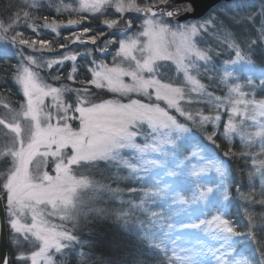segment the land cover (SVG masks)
Instances as JSON below:
<instances>
[{"label": "rangeland", "instance_id": "1", "mask_svg": "<svg viewBox=\"0 0 264 264\" xmlns=\"http://www.w3.org/2000/svg\"><path fill=\"white\" fill-rule=\"evenodd\" d=\"M0 5L4 13L7 9L15 8V15L7 17L4 23L0 21V36L9 35L5 32L8 25L14 28H23L27 33H32V37L36 38L30 28L26 27L25 11L33 5V0H0ZM259 1L257 10L261 11L263 16L261 20L262 30L264 31V0ZM147 0H135L137 5L143 6ZM36 8L31 9L35 23L38 25L37 31L40 39L51 35L55 40L59 39L63 34L69 37V51H65L56 55L49 54V50L33 51L26 48L25 54L32 55L38 61L39 65H29L30 70L36 72L39 81L49 87L66 88L71 91H65L61 95V99L66 104H74L78 98L84 97V93L80 90L88 88V100L94 103V98L98 97V91H105L113 95L114 99L121 103H128L129 98L139 99L141 103H147L158 108L160 111L146 115L143 112L134 113H97L91 119L100 122H128L126 128V136L120 139L119 143L104 162L85 163L82 167L73 166L71 177L75 181L82 183L76 184L73 189V198L75 208L72 210L74 219L61 220L60 215L45 216L52 224L66 226H77L84 223L93 216L109 215L108 212L112 208L123 206L129 210L127 216L124 217V223L129 224L134 230L144 234L149 240L159 245L166 253H168L178 264H251L249 257L244 253L249 249L246 238L242 236H233L226 234L213 223V218L220 215L227 218V207L230 203L229 198V180L226 169L224 174L218 173L213 163H219L213 156L211 148H201L190 142L192 137L191 131L187 126L180 124L176 120L179 116L185 122L194 124V128L202 129L205 125L211 127L210 133H203L204 138L214 134L211 124H201L200 114L215 115L217 112L221 115V122L217 125L215 131L218 132L222 127L223 138L231 142L238 140L243 154L250 160L254 176L261 181L264 188V88L259 84H253V81L264 77V50L262 48L252 52V56L256 59L245 62L243 60L235 64H229L228 70L233 73L236 82L242 86V95L231 94L229 99L228 88L221 83L220 76L213 74L214 79L221 85L220 90L224 89V103L217 109L215 97L212 93L208 95L209 90H194L193 84L186 79L182 69H178L174 60H157V65H164L168 69L165 73L157 75L162 83H171L174 87L182 90V95L176 98V104L181 108L184 115L176 110L175 106H170L167 100H157L152 89L151 99L138 93H130L128 96H121L117 93L108 91L107 88L97 89L90 83L92 78L91 72L88 71L92 57L86 56L85 53L95 46L90 43L88 37L95 35L97 27L105 28L106 37L111 29H106L102 21L106 18L98 13L89 11H77L80 8V0H35ZM71 13V15H69ZM114 14L113 9L108 10V17ZM133 14V11L128 15ZM52 15L54 17H64V21H57L60 26L55 32L51 28H44L45 20L43 17ZM83 18L85 25H90L93 29L85 35V43L80 44L73 37V33H80L83 29L69 33V19ZM142 18V17H141ZM254 16L250 24L247 26L234 27V33L240 36L251 33L257 34L258 39L263 31L259 30L258 21ZM200 20L199 22H203ZM256 21V22H254ZM97 22L98 26L91 24ZM141 20H137L133 33L143 31L141 28ZM51 23V22H49ZM198 23L192 22L187 24ZM240 24V23H239ZM238 25V24H235ZM250 26V27H248ZM237 34V35H238ZM46 35V36H45ZM70 35V36H69ZM119 35V33H118ZM207 35V34H206ZM125 39L127 37H124ZM115 39V37H113ZM142 41L145 38H140ZM167 50L169 53H175L176 45L179 43L178 38L173 42L171 36L166 37ZM192 42L197 48L199 45H207L206 37L197 35L192 37ZM102 43V42H101ZM93 46V47H92ZM39 48V44L36 46ZM139 48V46H137ZM110 55H107L103 62L109 66L118 64L124 68H135V61L125 59L123 56L113 60L116 51L119 50L118 43L113 49V45H109ZM76 53L77 61H65L63 66L54 65L49 69L46 61L59 59L64 53ZM98 56L99 53H96ZM138 58L147 55L139 50L133 53ZM227 55V53H225ZM16 62L14 72L12 74L11 83L15 88L13 92L10 88L3 85L0 86V121H11L14 118L19 119L24 125V147L28 148L30 140V125L23 117L18 116L21 104L25 102L23 91L19 84L15 82L13 76L17 65L21 62L20 57L13 56ZM234 59V55H233ZM221 59V65H222ZM100 61H97L99 63ZM26 63V62H25ZM184 63L189 65L188 74L194 77L200 84L199 74L209 79V73L205 72L203 61L197 60L194 56H188ZM73 64L77 67L74 77L84 78L87 74L89 82L80 84L79 80H68V73L71 71ZM262 65V68L256 66ZM58 69V70H57ZM59 79H54V76ZM144 77L147 79L151 74L145 72ZM61 81L66 82L63 84ZM125 83H131L129 77H124ZM79 85L81 88L72 86ZM13 94H12V92ZM10 96V97H9ZM55 101L51 96L45 97L46 105H53ZM99 103V102H98ZM235 107L238 111L232 116L231 124L234 126L228 136H224V125L228 123L229 112ZM53 114H56L55 108H49ZM164 116H171L175 124L182 125L188 129L187 133L182 132L175 127L171 121L167 122V126H161L157 121ZM71 114V113H70ZM174 114V115H173ZM191 114L192 119H188ZM78 115V114H77ZM52 123H56L55 120ZM222 123V125H221ZM74 128H79V120H73ZM199 125V126H198ZM3 128H0V183L6 178L8 169L12 166L11 150L13 147L12 140L6 134ZM207 134V135H205ZM19 150V144L16 145ZM45 150V144L42 143L34 149L32 153H25V158L29 160L27 166L28 172L33 176H38L44 171L55 176L53 171L54 164L49 158L46 165L37 164L42 159L40 153ZM70 152V149H65ZM224 167V166H223ZM227 197V199H226ZM44 207V206H41ZM99 209L100 211H97ZM46 211H52L48 206ZM26 222H31V217L26 218ZM39 241L34 237L25 240L23 236H19L18 247L22 249L26 255H30L32 251L39 250ZM8 245L16 250L11 244L8 237ZM83 246V248L80 247ZM80 245L75 247V251L64 250L69 253L67 264H88L89 256L81 261L80 252H85L86 243L80 240ZM244 250V251H243ZM87 253V252H86ZM54 264H61V256L52 249L49 252ZM30 264V261L28 262ZM40 264H45L43 259Z\"/></svg>", "mask_w": 264, "mask_h": 264}, {"label": "snow or ice", "instance_id": "2", "mask_svg": "<svg viewBox=\"0 0 264 264\" xmlns=\"http://www.w3.org/2000/svg\"><path fill=\"white\" fill-rule=\"evenodd\" d=\"M36 7L35 0H33V5L28 7L29 10L24 13L27 21L26 27L36 33L35 39L26 35L22 28H14L12 25L3 29L9 35L0 36V62L10 61L12 56L20 57L21 62L15 69L13 79L21 86L25 102L21 104L18 116L23 117V120L28 121L30 125L29 145L25 149L23 123L15 118L11 121H0V128L6 130L5 132L13 144L11 150L12 166L8 169L6 178L0 183V220L5 222L2 226L4 235L10 238L12 246L16 248L13 251V248L9 247L7 243L0 244V264H28L29 261L30 264H40L41 259L45 261V264H54L51 255H49L52 249L55 250V253L60 254L61 264H67L69 253L64 250L75 251V247L80 245V238L75 231L65 229L62 224H52L45 216L60 215L61 220L74 219L72 210L75 208V201L72 192L76 184L82 182L72 179L70 173L73 166L82 167L86 162L106 161L112 149L117 146L120 139L126 136L128 122H94L91 118L97 113L143 112L150 115L160 111L150 104L141 103L139 99L131 98H129L128 103L111 99L92 103L88 100L90 94L88 88L80 90L84 93L82 99L78 91L76 102L66 104L61 99V95L65 91H71V89L49 87L41 83L38 74L29 68V65H42H39L32 55L25 54L26 48L33 51L54 50V46L49 44L47 40L40 39V34L37 31L38 25L35 23L31 11ZM109 9L114 10L112 18H107ZM192 10L190 3L174 5L173 0H147L143 6L137 5L135 0H80V8L77 11H89L105 16L106 18L102 23L106 29L112 30L107 33V38H105V28L97 27L95 35L88 37L90 43L95 46L85 53L86 56L92 57L91 64L93 66L88 69L92 74L90 83L97 89L107 88L108 91L121 96L138 93L147 96L149 99L152 96L149 89H152L157 100H167L170 106H175L176 110L184 115L181 108L176 104V98L182 95V90L172 86L171 83H162L160 79L156 78L157 75L165 73L168 69L164 65H157L155 62L157 60H174L178 69H182L186 79L193 84L194 90H203L205 86L194 77L189 76V65L184 63L188 56H194L197 60L204 62L201 67L209 73V81L212 84L216 83L213 74L219 76L221 72L223 73L220 80L228 88L229 99H231V94L242 95L241 84L236 82L233 73L228 70L229 64H235L245 59L237 33L230 30L231 26L228 23L219 20L216 16H209L205 21L193 24L176 22L178 17ZM132 11L144 14L141 24L143 31L129 35L136 27L135 22L142 19L140 15H128ZM44 20L43 27L51 28L53 32L62 23L55 20L49 23L47 17H44ZM81 23H83L82 17L67 21L69 26ZM92 31L90 25H84L80 33L74 32L72 35L76 41L84 44L85 35ZM198 34L214 37L211 46L204 49L197 48L192 42V37ZM168 36L173 38V42L177 38L179 40L175 53H169L167 50L166 37ZM141 37L145 40L142 41ZM65 40L70 41V38L65 37ZM262 42H264V34L257 40H249V50L255 49L257 46H264ZM117 43L119 50L116 51L113 60L123 56L125 59L135 61V68H124L118 64L109 66L103 62L104 58L111 54L109 45L115 46ZM38 44L39 48L36 47ZM66 46V44L60 45L61 48ZM137 50L142 53L146 52L147 55L138 58L133 55ZM96 53L99 55L97 56ZM221 57H223L222 65ZM77 58L76 53L68 52L62 54L59 59L48 60L45 63L51 69L54 65L63 66L65 61L75 62ZM97 61L100 62L97 63ZM76 72L77 67L73 64L67 79L73 80L75 78L82 85L89 82L86 73L84 78L80 79L74 77ZM145 72L151 74L147 79L143 75ZM124 77H129L131 83H125ZM53 78L59 79L60 77L57 75ZM253 84H259L261 88H264V77L253 81ZM208 95L211 96L212 93L208 92ZM48 96H51L55 101L51 106L45 104V97ZM215 100L217 102L216 107L219 109L223 105L224 99L217 96ZM50 107L56 109L55 115L49 110ZM237 111L238 109L233 107L232 111L229 112L228 123L224 125V136H228L234 127L231 120ZM161 116L163 118L157 121L161 126H167V122L171 121L182 132H188V129L183 128L182 125L175 124L171 116H164L163 113ZM77 119L79 120L78 129L72 125V121ZM188 119H192L191 114H188ZM53 120L56 121L55 124L52 123ZM200 122L201 124L211 122L214 134L209 136L208 140L215 144L218 138L215 129L221 122L220 113L217 112L215 115L201 113ZM42 143L45 144V150L40 153L42 159L37 164L46 165L51 158L55 176L50 175L47 171L38 176H33L27 170L29 160L25 158V153H32ZM17 144L20 146L19 150L16 147ZM215 146L219 147L218 144ZM65 149H70V152H66ZM228 158L229 153L225 152V161ZM212 167L221 175L224 174L223 162L213 163ZM48 206H51L52 211H46ZM97 211L100 210L97 209ZM128 213L129 210L123 206L112 208L108 212L117 220H123ZM28 216L31 217L30 223L26 222ZM212 223L226 234L240 235L235 232L230 221L224 216L214 217ZM19 236H23L25 240H28L30 236L34 237L36 241L40 242L39 250L26 255L18 247ZM80 247L83 248L82 245ZM87 255L86 252H80L81 261Z\"/></svg>", "mask_w": 264, "mask_h": 264}, {"label": "trees", "instance_id": "3", "mask_svg": "<svg viewBox=\"0 0 264 264\" xmlns=\"http://www.w3.org/2000/svg\"><path fill=\"white\" fill-rule=\"evenodd\" d=\"M259 3L260 2L257 0H238L231 4H223L213 9L204 19H208L209 16H216L219 20L228 23L231 26L230 30L233 31L234 27L247 26L244 24H250L251 19L257 16L255 19L258 21L257 26L259 30L263 31L261 26L263 16L261 15L260 9L259 11L257 10ZM1 4L2 1H0V5ZM14 10L16 9L9 8L6 13H4L3 11L5 10L0 6V21L5 23L7 17H13L15 15ZM131 16L135 15L131 14ZM45 17H47L48 22H52L53 20H65L64 17H54L52 15ZM91 24L93 27L95 25L98 26L97 22ZM84 25L83 23V26ZM22 30L26 35L33 38L31 35L32 33H27L23 28ZM68 32L72 33V31ZM65 36H67V34H63V36L55 40L51 35L47 34V36L42 39L47 40L49 44L54 46V50L48 51L49 54L56 55L69 51ZM256 36L257 34L255 33H251L250 35L244 34L243 36L238 34L241 50L245 56V62H252L251 58L257 60L255 56L251 57L253 51H257L260 48L264 50V46H257L255 49L249 50L248 41L257 40ZM204 37L208 39V42L207 45H199L201 49L211 46L214 40V37L206 34ZM61 44H66L67 46L61 48ZM262 45H264V42H262ZM115 46H113V49ZM10 59L12 71L14 72L16 62L13 56ZM221 59H223V57H221ZM256 67L262 68V65ZM199 75L200 82L207 87L205 91L209 90L214 95L223 98L225 91L224 89L220 90L221 85L217 80H215V84H212L207 77L201 74ZM11 78L12 76L7 75L6 81L10 84L8 88L15 92V88L11 84ZM0 80L4 81L1 77ZM61 82L63 84L66 83L64 81ZM72 86L81 88L77 84H73ZM97 93L99 94L98 97L94 98V103L114 99L113 95L103 90ZM176 117V120L180 124L187 126L191 131L192 137L190 142L192 144L201 148H211L214 158L219 163L223 162L229 180L230 203L227 207V219L230 221L235 232L239 233V236L247 239L250 247L248 250H245L244 253L249 257L251 264H262V261H264V188L261 181L254 176L250 160L243 154L238 140L234 139L228 142L223 138L221 134L222 127H220L217 132L218 138L215 144H213L211 141H207L202 135L203 133H210L212 130L210 126L205 125L202 129L198 130L194 128L193 123L190 124L180 119L179 116ZM216 144H218L219 147H216ZM225 152L229 153V158L226 161L224 159ZM62 225L69 231H75L80 240L86 243L84 250L89 256L88 264H106V262L107 264H178L159 245L149 240L144 234L134 230L129 224L117 220L112 215L101 217L93 216L77 226L69 227L64 224Z\"/></svg>", "mask_w": 264, "mask_h": 264}, {"label": "water", "instance_id": "4", "mask_svg": "<svg viewBox=\"0 0 264 264\" xmlns=\"http://www.w3.org/2000/svg\"><path fill=\"white\" fill-rule=\"evenodd\" d=\"M238 0H173L174 5H182L184 3H190L192 5L193 10L191 12L185 13L184 15L177 18V23H190L202 20L205 18L213 9L220 5H227L234 3ZM133 15H140L144 17L143 13H136L133 11ZM175 23V21H173ZM81 28V24L69 26V31H77ZM4 221L0 220V244L7 243L8 244V236L4 235V231L2 226L4 225Z\"/></svg>", "mask_w": 264, "mask_h": 264}, {"label": "flooded vegetation", "instance_id": "5", "mask_svg": "<svg viewBox=\"0 0 264 264\" xmlns=\"http://www.w3.org/2000/svg\"><path fill=\"white\" fill-rule=\"evenodd\" d=\"M12 74L13 71L11 67V59L10 61L0 62V77L4 79V81L0 80V86L3 85L8 88L10 84L6 81V76L7 75L12 76Z\"/></svg>", "mask_w": 264, "mask_h": 264}, {"label": "clouds", "instance_id": "6", "mask_svg": "<svg viewBox=\"0 0 264 264\" xmlns=\"http://www.w3.org/2000/svg\"><path fill=\"white\" fill-rule=\"evenodd\" d=\"M106 264H107V262H106ZM262 264H264V261H262Z\"/></svg>", "mask_w": 264, "mask_h": 264}]
</instances>
